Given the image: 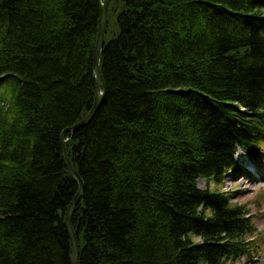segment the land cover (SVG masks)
Wrapping results in <instances>:
<instances>
[{
    "label": "trees",
    "instance_id": "obj_1",
    "mask_svg": "<svg viewBox=\"0 0 264 264\" xmlns=\"http://www.w3.org/2000/svg\"><path fill=\"white\" fill-rule=\"evenodd\" d=\"M99 13L0 0V264H71L60 136L94 102ZM100 70V107L64 135L78 264L247 254L250 209L220 185L239 149L264 165V0H110Z\"/></svg>",
    "mask_w": 264,
    "mask_h": 264
},
{
    "label": "rangeland",
    "instance_id": "obj_2",
    "mask_svg": "<svg viewBox=\"0 0 264 264\" xmlns=\"http://www.w3.org/2000/svg\"><path fill=\"white\" fill-rule=\"evenodd\" d=\"M245 155L239 151L236 159L243 160L248 165L247 176H238L231 179L226 176L221 185L222 191H231L233 201L245 204L250 209V216L254 223L255 236L251 248L247 254L227 262V264H264V165L256 166L249 159H244ZM258 162H260L258 160ZM197 185L201 189H214L215 185L207 183L204 179H199ZM254 245V246H253ZM254 247H257L254 249Z\"/></svg>",
    "mask_w": 264,
    "mask_h": 264
},
{
    "label": "water",
    "instance_id": "obj_3",
    "mask_svg": "<svg viewBox=\"0 0 264 264\" xmlns=\"http://www.w3.org/2000/svg\"><path fill=\"white\" fill-rule=\"evenodd\" d=\"M98 2L100 9L99 23H98L97 38L93 52V72L96 81V92L94 96V102L88 114L81 121L77 122L75 125L64 130L60 136V149H61V156L63 162L67 167L68 171L78 182V190L75 196L73 197V199L71 200V202L69 203L67 210L65 212V227L70 241V247L72 250L71 264H78V245H77L76 234L72 227L71 218L73 214V208L82 196L83 181L69 160V157L66 152V139L64 138V135L65 132L67 131H74L75 129L86 125L92 119V117L100 107L102 100L104 98L105 87L100 70V56L104 44V36L107 27L108 4L110 0H98Z\"/></svg>",
    "mask_w": 264,
    "mask_h": 264
}]
</instances>
